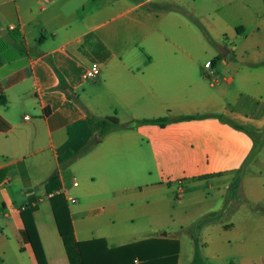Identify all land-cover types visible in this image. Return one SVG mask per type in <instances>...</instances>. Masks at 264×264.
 <instances>
[{
	"label": "crops",
	"instance_id": "obj_1",
	"mask_svg": "<svg viewBox=\"0 0 264 264\" xmlns=\"http://www.w3.org/2000/svg\"><path fill=\"white\" fill-rule=\"evenodd\" d=\"M189 19L234 41L242 33L228 23H247V54L256 55L247 61V85L264 79V34L257 33L264 0H0L7 45L0 52V264H36L21 235L27 208L46 263L70 264L54 195L64 200L76 241L177 240L176 264L179 240L154 233L217 223L226 195L239 189L246 155L252 166L264 100L247 93V113L237 106L246 73L236 77L226 61L236 45L217 63L198 61L209 47L188 45ZM92 62L99 75L83 79ZM104 117L121 127L101 135ZM161 118L163 125L139 122ZM53 173L59 188L47 192ZM203 184L213 192L205 195ZM252 214L247 264H264V212Z\"/></svg>",
	"mask_w": 264,
	"mask_h": 264
},
{
	"label": "rangeland",
	"instance_id": "obj_2",
	"mask_svg": "<svg viewBox=\"0 0 264 264\" xmlns=\"http://www.w3.org/2000/svg\"><path fill=\"white\" fill-rule=\"evenodd\" d=\"M228 24H234L237 32L242 33V37L234 41L232 38L208 35L206 32L209 31L205 29L203 23L189 19L191 28L189 27L186 35L187 41L191 47H199L202 42L209 47L207 51H202L196 55L197 60L202 63L207 59L215 63L221 61L216 59V56L222 54L224 48L231 50V46L236 45L235 51L229 55L226 61L236 66L237 70L234 71L236 77L246 73V84L242 87L244 94L241 97L237 96V106L241 103L244 112L247 113L249 110L247 105L251 102L248 94L264 100V79L252 81L250 85H247V61L256 57L254 53L247 54V23L236 21ZM238 26L242 28V32L238 30ZM257 33L264 34L263 21ZM227 36L231 35L227 34ZM261 57L264 58V54ZM262 70L264 71V69ZM253 72L256 71L253 70ZM229 73L232 74V70ZM254 105L255 103L252 102V111ZM244 130L250 131L247 126L244 127ZM251 136L253 146L249 162L252 166L247 169L246 155L243 171L236 178L240 185L239 189H236L233 194L226 195L228 198L223 211L216 213L215 219H213L217 223L208 231L197 229L198 227H192L187 231L180 230L179 227H170L169 229L157 230L154 233L159 236L161 233L167 232L179 240L181 244L179 264H188V258L191 256L192 259L194 256L193 249L195 246H197L203 264H247V229L250 230L254 224L253 221L247 219V213H255L252 214L255 217L264 212V132L253 133ZM203 185L199 190L203 191L205 195L213 192L208 185ZM257 206L259 208L255 210ZM221 224H229V226L224 228ZM204 239L206 240L204 241Z\"/></svg>",
	"mask_w": 264,
	"mask_h": 264
},
{
	"label": "trees",
	"instance_id": "obj_3",
	"mask_svg": "<svg viewBox=\"0 0 264 264\" xmlns=\"http://www.w3.org/2000/svg\"><path fill=\"white\" fill-rule=\"evenodd\" d=\"M9 34L14 39L19 36L16 30L9 31ZM6 46L4 41L0 40V52ZM165 121L166 118L145 119L139 122L163 125ZM98 123L102 127L101 135L109 130L121 127L115 117L99 118ZM233 125L244 130L243 126ZM70 156L71 153L69 152L63 155L61 159ZM58 188V177L56 173H53L47 179L46 190L51 192ZM51 206L70 264H176L177 262L179 249L177 240L149 238L120 246H107L102 238L76 241L73 237L71 222L62 196L54 195L51 198ZM20 217L22 222L21 235L23 240L29 244L35 263L47 264L32 220L31 208L23 210ZM198 222L199 224L203 223L205 219ZM199 261L200 255L197 246H195L194 256L190 264H198Z\"/></svg>",
	"mask_w": 264,
	"mask_h": 264
},
{
	"label": "built area",
	"instance_id": "obj_4",
	"mask_svg": "<svg viewBox=\"0 0 264 264\" xmlns=\"http://www.w3.org/2000/svg\"><path fill=\"white\" fill-rule=\"evenodd\" d=\"M10 28L13 29V27H10ZM99 73H100V65L97 62H92L86 67L82 75V78L83 79H94L95 77L99 75ZM25 118L27 119V117ZM73 185H77V183L73 182ZM69 201L74 202L75 199L69 198Z\"/></svg>",
	"mask_w": 264,
	"mask_h": 264
}]
</instances>
